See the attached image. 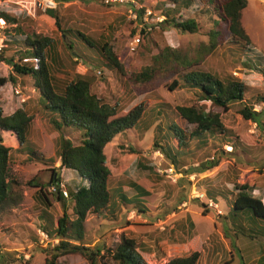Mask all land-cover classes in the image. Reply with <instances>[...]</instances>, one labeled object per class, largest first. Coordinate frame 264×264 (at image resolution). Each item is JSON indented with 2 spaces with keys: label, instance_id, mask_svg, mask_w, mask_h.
<instances>
[{
  "label": "rangeland",
  "instance_id": "rangeland-1",
  "mask_svg": "<svg viewBox=\"0 0 264 264\" xmlns=\"http://www.w3.org/2000/svg\"><path fill=\"white\" fill-rule=\"evenodd\" d=\"M0 1V10L6 8L7 12L23 20L25 12L21 7ZM158 1L149 0L150 4H146V11L150 9L154 14L149 25L152 30L146 33V39L141 36V43L132 50V39L140 34L141 29L147 31V28L140 27L142 22L131 18L132 2L110 6L105 1L104 5L100 4L99 0H57V11L63 28L79 30L96 39L100 35L110 39L127 74L119 77L101 64L99 59H94V63L70 60L65 56L67 51L60 44L62 63L57 68L56 77L68 82L77 76L92 77V92L107 103L118 102L124 112L142 102L149 105L141 124L126 135L118 136L105 149L107 166L111 171L110 189L114 214L88 216L86 243L91 246L105 245L112 250L120 244L122 235H125L137 241L140 254L148 264H166L170 259L193 252L201 254L202 264H259V259L264 254V239L258 236L252 239L238 233V223H233L228 213L235 197L232 193L233 184L235 180L242 179L241 176L237 179V172L256 178L255 194L261 196L264 203V114L262 123L257 124L244 120L238 114L237 105L224 111L210 101H202L195 90L170 91L168 87L179 77V67L158 56L164 55L168 50H179L189 59L201 57L202 60L196 66L198 70L211 71L223 78L233 75L240 79L247 86L245 99L248 104L253 105L256 112H264L263 103L256 100L264 95V75L255 68L260 65L258 59L264 57V0H249L247 9L243 11L242 23L250 37L251 49L226 45L224 42L209 55L202 53L200 48L209 45L208 32L217 25L218 17L213 6L205 4L200 7L201 11H185L181 8L185 18L196 20L199 25V31L190 34L181 32L172 24H161L158 21L164 15L155 8ZM134 7L138 8L140 5L134 4ZM31 18L32 22L22 21L25 32L54 41L61 40V32L54 19L46 14ZM9 28V25L4 27L1 37L6 38L4 31ZM5 45L2 53L4 59H19L16 53L19 48L7 47V38ZM158 58L160 60L157 63L155 59ZM146 67L156 70L153 79L149 83H137L134 75L144 71ZM0 72L5 77L12 72L10 64L1 59ZM17 89L20 91L19 95L16 94ZM0 99L6 116L22 108L33 117L30 142L44 158L57 160L60 132L55 131L51 123L52 114L41 107L34 81L17 78L16 84L9 83L0 90ZM164 103L170 105L172 110L179 106L195 105L207 113L219 114L224 127L233 133V138L226 144H221L218 137H209L207 144L193 140L186 150L184 166L173 167L163 153L154 148L157 126L162 123L158 111ZM176 123L186 133L195 129V126L189 125L182 118H178ZM65 135L73 142H78L77 133L69 131ZM3 139L4 145L14 149L11 170L23 185L24 194L23 201L17 208L0 212V257L5 258L1 264H45V251L56 247L59 241L51 239L41 230L40 215L43 205L39 203V189L28 186L27 183L35 179V185L44 183L52 175L50 171L57 169L62 181L61 188L67 193L64 184L71 181L73 175L70 171L58 169L59 161L55 165L28 162L27 156H31V148L27 145L23 153L15 151L19 148V143L12 133H4ZM172 143L177 145L176 141ZM217 159L220 162L216 168L200 172L202 164H209ZM139 162L146 165L148 170L134 166ZM169 167H173L180 176L168 177L165 171ZM48 185V193L52 194L50 184ZM140 188L150 195L145 200L147 204L144 213L138 210L134 201L139 198L136 189ZM210 193L215 194L216 198L210 197ZM153 196L155 199L152 200ZM51 199L53 206L49 212L56 226L64 208L72 214L73 204L69 197H66L65 202L57 201L52 195ZM208 201H213L218 206L210 209ZM250 215L244 213L243 217L246 219ZM187 216L193 219V229L190 224L186 225ZM180 224H185V228ZM258 225L257 228L260 229L262 225ZM246 229L251 230V224ZM44 235H47V239ZM59 261L63 264H88L80 255H68ZM101 264L113 263L106 256Z\"/></svg>",
  "mask_w": 264,
  "mask_h": 264
},
{
  "label": "trees",
  "instance_id": "trees-1",
  "mask_svg": "<svg viewBox=\"0 0 264 264\" xmlns=\"http://www.w3.org/2000/svg\"><path fill=\"white\" fill-rule=\"evenodd\" d=\"M131 1L140 5L135 8L134 4H131V9L141 22L146 12V4H150L149 0ZM99 3L104 5V0H99ZM205 4L213 6L218 21L216 28L208 32L209 45H203L200 48L202 53L209 55L224 42L226 45L233 44L242 49H251L250 37L242 23L243 11L248 6V0H159L155 8L164 14L162 15L164 21L161 24H172L183 33L196 34L199 31L198 23L196 20L185 18L181 8L183 7L185 11H201L200 7ZM24 14L22 21L32 22L30 15L28 16L26 12ZM43 14L38 12V15ZM46 15L55 20L61 32V40L54 41L35 33L29 34L24 31L22 21L17 15L10 14L6 8L0 10V25L11 26L4 31L7 47L9 45V47L19 48L16 52L19 58L17 60L14 57L7 60L4 59V54L0 55V59L12 67V72L7 77L0 72V90L9 83L16 84L17 78L32 79L40 95L41 107L52 114L51 123L55 131L60 132L57 142V160L44 158L29 140L33 117L22 108L6 116L0 99V212L17 208L23 201V185L18 182L11 170L14 149L4 145L3 139L4 133H12L19 143V148L15 151L23 153L27 145L31 148L29 149L31 156H27L28 162H45L55 165L59 161L58 169H65L73 175V179L64 184L68 193L67 197L73 204V212L70 215L64 208L63 215L57 220L56 226L49 212L53 206L51 195L59 202L66 201L57 169L50 171L52 175L44 183L35 185L37 179L27 183L28 186L39 189V203L43 205L40 215L41 230L51 239L59 241L56 247L45 251L47 255L45 264H63L59 261L60 258L68 255H80L88 264H101L106 256L110 257L113 264H148L140 254L137 241L125 235H122L120 244L112 250L105 245H88L86 222L89 215L100 217L106 213L114 214L113 195L110 189L111 171L107 166L105 149L118 136L135 130L144 120L149 105L147 102H142L130 111L124 112L125 110L118 102L107 103L92 92L94 82L92 77L77 76L69 82L58 79L57 68L62 63L59 53L60 44L67 51L65 56L70 60L94 63V59H99L101 64L119 77H125L127 71L114 52L110 39L107 40L102 35L96 39L79 30L64 29L57 10L48 11ZM145 35L144 29L141 30V36L144 39H146ZM158 57L179 67V77L168 87L170 91L195 90L202 101H210L224 111L237 105L238 114L244 120L262 123L264 112H256L253 105L248 104L249 102L245 99L247 86L240 79L233 75L223 78L211 71L198 70L196 66L202 60L201 57L189 59L179 50H168ZM159 58L155 59L157 63ZM258 62L260 65L255 68L264 75V57H260ZM155 71L154 68L146 67L144 71L135 74L134 79L137 83H149ZM256 100L264 105V95L257 97ZM159 113L162 123L157 126L154 148L163 153L173 167L184 166L186 150L189 149L193 140L206 142L209 137H218L221 144H226L233 138L231 136L233 133L224 127L219 114L207 113L195 105L179 106L172 110L170 105L164 103L160 105ZM178 118L195 126L194 131L184 132L176 123ZM69 131L79 135L77 143L66 137L65 133ZM173 141H176L177 145H174ZM259 145L263 146L261 142ZM219 162L220 160L217 159L215 162L202 164L200 172L216 168ZM134 166L148 170L147 166L141 162ZM240 176L242 179L235 180L233 184L232 193L235 197L228 213L229 217L233 223H238L237 232L241 235L252 239L256 236L264 239V203L263 198L255 194L257 180L250 174L237 172V179ZM48 184L56 186L57 193H48ZM136 191L139 198L134 201L138 210L144 213L147 204L145 200L150 195L141 188ZM214 195L210 193V197L216 198ZM122 197L125 200L123 194ZM153 199H155L154 196ZM244 213L251 215L244 219ZM188 221L190 227L194 228L191 220ZM248 224H251V230L246 229ZM257 224L262 225L260 229L257 228ZM231 245L234 248L233 243ZM1 248L0 245V250ZM200 257L199 252H193L170 259L166 264H198ZM4 259V256L0 257V264ZM259 264H264V254L259 259Z\"/></svg>",
  "mask_w": 264,
  "mask_h": 264
},
{
  "label": "built area",
  "instance_id": "built-area-1",
  "mask_svg": "<svg viewBox=\"0 0 264 264\" xmlns=\"http://www.w3.org/2000/svg\"><path fill=\"white\" fill-rule=\"evenodd\" d=\"M3 1L6 3H11L13 5L21 7V9L24 12H26L28 15H30L31 17L37 16L38 12H42V13L46 14L48 11H55L59 7L57 0H3ZM104 1L107 5H114V4L124 5V4H129L130 2H133L131 0H104ZM133 4L136 5L135 2H133ZM130 14H131V18H133V20L138 21V16L132 11V9L130 10ZM152 16H154L153 12L150 9H148L145 12L144 17L141 20L142 23H141L140 27L147 28V31H145V33H148L152 30V28L149 26L150 25V18ZM158 21L160 23L163 22L164 17L161 16L158 19ZM4 27H5L4 25H0V55L4 52V49L6 48V45H5L6 38L1 37L2 30L4 29ZM141 30H143V29H141ZM140 43H141V32H140V34H138L137 36H135L132 39V41L130 43L131 49L135 50L137 48V46H139ZM16 94L17 95L20 94V91L18 89L16 90ZM165 172H166L168 177L178 178L180 176L175 171V169L173 167H169V169H167ZM50 190L53 193H57V187L56 186L50 185ZM63 194H64V196L67 197V193L65 191H63ZM207 206L210 209H214L218 205L213 201H208ZM44 237H46V239H47V235H44Z\"/></svg>",
  "mask_w": 264,
  "mask_h": 264
},
{
  "label": "crops",
  "instance_id": "crops-1",
  "mask_svg": "<svg viewBox=\"0 0 264 264\" xmlns=\"http://www.w3.org/2000/svg\"><path fill=\"white\" fill-rule=\"evenodd\" d=\"M248 4H249V0H248ZM247 7H248V6H247ZM246 9H247V8H246ZM245 30H246V29H245ZM247 34H248V33H247ZM188 220H191V222H192L193 219L190 218V216H187V217H186L185 221H186V225H187V226H189V223H188L189 221H188ZM192 223H193V222H192ZM180 225H181V224H180ZM184 226H185V224H184V225H181V227H182L183 229L185 228ZM192 229H193V228H192ZM200 259H201V261L199 260L198 264H202V256L200 257ZM214 264H216V263H214Z\"/></svg>",
  "mask_w": 264,
  "mask_h": 264
}]
</instances>
